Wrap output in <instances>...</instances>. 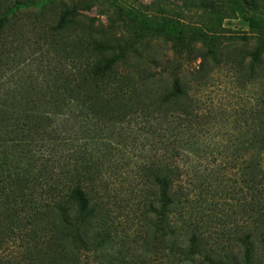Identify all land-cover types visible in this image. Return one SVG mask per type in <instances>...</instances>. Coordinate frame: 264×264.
I'll return each mask as SVG.
<instances>
[{
  "label": "trees",
  "instance_id": "trees-1",
  "mask_svg": "<svg viewBox=\"0 0 264 264\" xmlns=\"http://www.w3.org/2000/svg\"><path fill=\"white\" fill-rule=\"evenodd\" d=\"M244 1L264 43V0ZM6 26L1 17L0 44ZM112 30L73 58L53 55L54 41L32 62L0 47V264H264L263 136L244 149L249 199L237 208L250 220H219L189 190L212 114L191 84L215 47L199 53L177 38L175 61L150 62L156 74L135 47L108 41Z\"/></svg>",
  "mask_w": 264,
  "mask_h": 264
},
{
  "label": "rangeland",
  "instance_id": "rangeland-1",
  "mask_svg": "<svg viewBox=\"0 0 264 264\" xmlns=\"http://www.w3.org/2000/svg\"><path fill=\"white\" fill-rule=\"evenodd\" d=\"M1 17L7 21L1 49L12 43L27 62L48 57L42 47L45 42L50 51L53 41V55L82 56L84 44L96 39L92 34L109 26L115 40L108 41L135 47L144 61L156 65L175 61L171 46L177 38L199 53L213 45L216 61L208 59L205 78L190 90L212 114L200 133L204 150L190 162L195 176L189 190L195 201L201 195L208 202L206 212L218 209L219 220L224 212L238 226L250 220L237 207L240 199H249L240 192L246 190L241 172L249 161L244 149L253 134L264 137V52L257 62L251 58L264 43L244 0H0ZM61 23L68 25L67 34L56 35L53 29ZM89 26L91 38L80 30ZM150 64L151 72H162ZM199 64L194 59L183 63V77L190 79ZM211 203L217 204L207 208Z\"/></svg>",
  "mask_w": 264,
  "mask_h": 264
}]
</instances>
